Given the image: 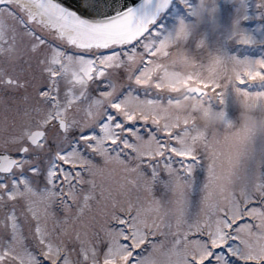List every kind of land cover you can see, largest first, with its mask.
I'll return each instance as SVG.
<instances>
[{"label":"snow or ice","instance_id":"obj_1","mask_svg":"<svg viewBox=\"0 0 264 264\" xmlns=\"http://www.w3.org/2000/svg\"><path fill=\"white\" fill-rule=\"evenodd\" d=\"M206 5L0 0V54L17 53L0 66V264H264V58L209 50ZM240 19L230 38L251 45Z\"/></svg>","mask_w":264,"mask_h":264},{"label":"rangeland","instance_id":"obj_2","mask_svg":"<svg viewBox=\"0 0 264 264\" xmlns=\"http://www.w3.org/2000/svg\"><path fill=\"white\" fill-rule=\"evenodd\" d=\"M214 2L216 11L212 15H207L206 13L201 20L197 21L195 19L193 21L197 27V35L204 39L209 50L225 52L229 55H236L239 58L245 56L252 59L264 58V15L258 16L259 11H249L245 8V5H240L237 2H233V0H207L208 5L206 7H211ZM192 3L197 4L198 0H193ZM245 14L248 16V19H240L239 27L252 35L254 43L251 45H256L253 49L243 48L238 45V42L234 38H230L233 22L239 16ZM17 47L20 46L17 45ZM8 59V51L0 54V66H3ZM211 106L213 110L220 109V106L216 102H213ZM223 110L226 120H231L234 125L239 124L241 109L231 89L225 93ZM256 114H259V112Z\"/></svg>","mask_w":264,"mask_h":264},{"label":"clouds","instance_id":"obj_3","mask_svg":"<svg viewBox=\"0 0 264 264\" xmlns=\"http://www.w3.org/2000/svg\"><path fill=\"white\" fill-rule=\"evenodd\" d=\"M233 2H238V0H233ZM201 19L202 17H197V21ZM239 106L241 109L239 117L244 119L248 116L247 108L243 103H239ZM195 111L197 112V118L205 128H215L222 122V118L215 110L197 108ZM254 118L256 120H264V113L255 114Z\"/></svg>","mask_w":264,"mask_h":264},{"label":"flooded vegetation","instance_id":"obj_4","mask_svg":"<svg viewBox=\"0 0 264 264\" xmlns=\"http://www.w3.org/2000/svg\"><path fill=\"white\" fill-rule=\"evenodd\" d=\"M247 1H248V3H253V4H256L257 3V0H246L245 1V4L247 3ZM16 51L15 50H11V51H8V54H9V57H11V56H15L16 54Z\"/></svg>","mask_w":264,"mask_h":264}]
</instances>
